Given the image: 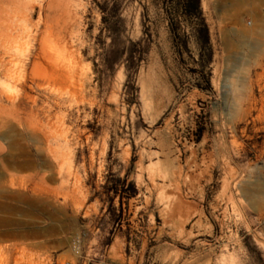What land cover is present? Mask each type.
Masks as SVG:
<instances>
[{
	"label": "rangeland",
	"instance_id": "374dc122",
	"mask_svg": "<svg viewBox=\"0 0 264 264\" xmlns=\"http://www.w3.org/2000/svg\"><path fill=\"white\" fill-rule=\"evenodd\" d=\"M68 2L57 94L27 60L44 30L0 71L27 122L18 161L0 139V264H264V0Z\"/></svg>",
	"mask_w": 264,
	"mask_h": 264
},
{
	"label": "bare ground",
	"instance_id": "6f19581e",
	"mask_svg": "<svg viewBox=\"0 0 264 264\" xmlns=\"http://www.w3.org/2000/svg\"><path fill=\"white\" fill-rule=\"evenodd\" d=\"M70 1V0H67ZM63 2V1H62ZM72 6L70 5V2L67 4H62L61 0H0V71L2 68L4 69L3 77L8 80H13V73L12 70L10 69L11 67L7 68V65L11 63V61H8L6 56L10 54V52L13 49H17L18 47L16 44L18 43V40L20 38V34L18 33V30H44L42 31V37L39 41L38 47H36V44H31L28 50V55H27V60L29 64L31 63L32 69L31 73L32 75H39L41 76L39 78V81L34 82V85L36 88L40 91L43 90H49V93H56L57 89L59 88V85L65 82V79H68L71 75L72 72V64H70V60L64 57L62 54V46L64 41L66 40L65 37L62 35V31H59V35L57 39H52L51 38V30H73L71 29V24L70 22H66L67 20L63 21V17L59 15L63 13L62 16L66 13L67 17L71 13ZM34 13L38 14V21L36 23H33L32 21V16ZM74 15V14H73ZM79 15V14H78ZM76 17V15H75ZM80 18V17H79ZM62 19V20H61ZM66 19V18H65ZM73 19V18H72ZM71 19V20H72ZM81 19V18H80ZM83 19V18H82ZM74 20V19H73ZM77 20V19H76ZM63 21V22H62ZM73 22V21H72ZM70 24V25H69ZM17 32L16 35L14 33ZM38 32V31H37ZM68 32V31H65ZM53 33V32H52ZM71 33V32H70ZM264 33V30H263ZM69 34V32H68ZM27 36V35H26ZM54 37V36H53ZM27 38V37H26ZM28 38L32 42H37V35H32L29 34ZM70 39V37H69ZM21 42V41H19ZM25 43V42H24ZM21 45V44H20ZM25 45V44H24ZM29 46V45H28ZM31 48V49H30ZM20 49V47H19ZM22 50V49H21ZM69 52V49H66ZM24 51V50H23ZM26 51V50H25ZM21 52V51H19ZM18 52V53H19ZM67 52V53H68ZM11 57V56H10ZM68 57V56H67ZM71 59V58H70ZM81 59V58H80ZM20 61V60H19ZM14 63V62H12ZM20 63V62H19ZM80 63V62H79ZM15 64V63H14ZM75 64V63H74ZM16 65V64H15ZM76 66V65H75ZM29 67V66H28ZM77 68V67H75ZM83 67L81 68L82 71ZM14 70V69H13ZM3 71V70H2ZM77 71V70H76ZM14 72V71H13ZM17 72V71H16ZM77 72L74 73V76L76 75ZM16 74V73H15ZM19 74V73H18ZM2 75V74H1ZM21 75V74H19ZM22 76V75H21ZM77 76H79L77 74ZM19 77V76H18ZM72 77V76H71ZM17 78V77H16ZM15 78V79H16ZM79 78V77H78ZM35 79V78H33ZM74 79V78H73ZM6 81V80H5ZM27 76H24L23 80H18L20 83V86L26 90L27 88L31 89V87H27ZM13 83V82H12ZM12 83L10 85H12ZM15 83V82H14ZM29 83V82H28ZM1 84V83H0ZM9 85V84H8ZM7 85V83H3L0 85V125L3 127L7 128V132L0 135V139L5 142H7L6 146L9 149V156L13 158L15 161L16 157L13 156V146L14 144L12 143L13 141V121L17 123V125L22 126V127H27V122L23 121L21 117H12L11 109L7 105H5L3 102H8L11 104L13 108H20V104L10 97V95L7 93L6 88H11ZM67 85V84H66ZM65 85V86H66ZM80 85V83H79ZM8 86V87H7ZM69 88V87H68ZM15 89V88H14ZM18 89V88H17ZM80 89V88H79ZM19 90V89H18ZM78 90V89H77ZM12 91V89H11ZM19 92V91H17ZM61 92V91H60ZM20 93V92H19ZM63 93V92H62ZM76 93V92H75ZM13 94V93H12ZM16 94V93H15ZM57 94V93H56ZM65 94V93H64ZM25 97L28 98L29 94L26 92L24 93ZM36 95V93H35ZM39 95V94H38ZM74 95V94H72ZM31 96V95H30ZM44 96V95H43ZM48 96V95H47ZM61 96V95H60ZM23 98V97H22ZM56 98V97H55ZM79 99V98H78ZM37 100V99H36ZM35 100V101H36ZM30 101V100H29ZM34 101V102H35ZM43 101V100H42ZM46 101V100H45ZM55 102V101H54ZM82 102V101H81ZM42 103V102H41ZM71 103V101H70ZM72 104V103H71ZM77 104V102H76ZM82 104V103H81ZM36 105V104H34ZM43 105V104H42ZM68 105V104H67ZM25 106V105H24ZM66 106V105H65ZM63 107V106H62ZM68 107V106H67ZM56 108V107H55ZM45 109V108H43ZM65 109V108H64ZM68 109V108H67ZM70 109V107H69ZM82 109V108H80ZM63 110V109H62ZM39 111V110H38ZM69 111V110H68ZM18 112V111H16ZM20 112L21 111L20 109ZM32 112V109H31ZM50 112V111H49ZM52 112V111H51ZM55 112V111H54ZM15 113V112H14ZM19 113V112H18ZM37 114V113H36ZM50 114V113H49ZM44 115V114H43ZM57 115V113L55 114ZM25 116V115H24ZM45 116V115H44ZM31 118V117H30ZM33 118V117H32ZM35 118V117H34ZM40 118V117H39ZM53 118V117H52ZM12 119V120H11ZM59 119V118H57ZM65 119V118H64ZM47 120V118H46ZM36 121V120H35ZM38 121V120H37ZM58 122V121H57ZM56 123V121H55ZM60 123V122H58ZM54 124V123H53ZM51 125V127L53 126ZM57 124V123H56ZM32 126V125H31ZM38 126V125H37ZM44 126V125H43ZM58 126V124H57ZM34 128L36 127L35 125L33 126ZM50 127V126H49ZM48 127V128H49ZM56 127V126H55ZM60 127V126H59ZM23 130L25 131V129ZM29 128V127H28ZM53 128V127H52ZM61 128V127H60ZM4 129V128H3ZM15 129V128H14ZM22 129V128H21ZM36 129V128H35ZM5 130V129H4ZM3 130V131H4ZM1 131V130H0ZM28 131H31L28 129ZM27 133L29 134L30 132ZM34 132V130H33ZM44 132V131H43ZM47 132V131H46ZM51 132V131H49ZM26 133V134H27ZM34 132V136H35ZM55 133V132H54ZM52 132V134H54ZM60 133V132H59ZM58 133V134H59ZM31 134V133H30ZM41 134V133H40ZM44 134V133H43ZM56 134V133H55ZM61 134V133H60ZM59 134V135H60ZM63 134V132H62ZM24 135V134H23ZM33 135V134H32ZM38 135V134H37ZM42 135V134H41ZM57 135V134H56ZM58 135V136H59ZM68 135V134H67ZM33 136V137H34ZM40 136V135H39ZM45 136V135H43ZM41 136V137H43ZM28 137V136H27ZM32 136H30L31 138ZM40 137V138H41ZM64 138L65 136L62 135ZM35 138V137H34ZM39 138V140H40ZM48 138V137H47ZM34 140V139H33ZM38 140V141H39ZM68 140V139H67ZM66 140V141H67ZM1 142V143H2ZM35 142V141H34ZM37 142V141H36ZM43 140L41 139V142L37 143H42ZM68 142V141H67ZM0 143V152L3 151V145ZM23 143V142H22ZM46 144V141H44ZM31 143H29L30 145ZM5 145V144H4ZM28 145V143H27ZM58 145V144H57ZM37 146V145H36ZM35 146V147H36ZM40 146V145H38ZM59 146V145H58ZM28 147V146H27ZM34 147V146H32ZM31 147V148H32ZM34 147V149H35ZM47 148V146L45 145ZM21 148V147H20ZM25 148V147H24ZM40 148V147H39ZM38 148V150H39ZM45 148V149H46ZM49 149V148H48ZM6 150V149H5ZM26 150V149H25ZM38 150H36L38 152ZM47 150V149H46ZM60 150V149H59ZM68 150V149H67ZM7 151V150H6ZM41 151V150H40ZM71 151V150H70ZM4 152V151H3ZM19 152V151H18ZM22 152V151H21ZM42 152V151H41ZM45 152V151H44ZM44 152L40 153L43 154ZM5 153V152H4ZM35 153V152H34ZM62 153V152H61ZM24 154V153H23ZM26 154V153H25ZM39 154V153H38ZM49 154V153H48ZM57 154V153H55ZM8 155V154H7ZM46 155V154H45ZM1 156V154H0ZM23 156V155H22ZM28 156V155H27ZM39 156V155H38ZM37 156V157H38ZM4 157V156H3ZM34 157V156H33ZM44 157V156H43ZM59 157V156H58ZM40 157H38L39 159ZM48 158V157H47ZM2 159V158H0ZM46 159V158H45ZM21 160V159H20ZM51 161V159H49ZM3 162V161H2ZM52 162V161H51ZM16 164V163H15ZM20 164V163H19ZM11 165V164H10ZM22 165V164H21ZM54 165V164H53ZM1 166V163H0ZM4 166V163L3 165ZM56 167V165H55ZM4 169V167H3ZM2 169V170H3ZM8 169V168H7ZM13 169V168H11ZM10 169V171H11ZM12 172V171H11ZM1 174V173H0ZM10 176L9 174H7ZM8 179V178H7ZM5 179V180H7ZM20 180V179H19ZM0 181H1V176H0ZM5 182V181H4ZM22 182V181H21ZM20 182V183H21ZM8 183V182H7ZM10 183V181H9ZM11 184V183H10ZM8 186V185H7ZM23 187V185H21ZM41 186V185H40ZM39 186V187H40ZM15 187V186H14ZM20 187V186H19ZM11 188V187H10ZM37 188V186L35 187ZM13 189V188H12ZM37 190V189H36ZM39 190V189H38ZM37 190V191H38ZM34 191V189H33ZM36 192V191H35ZM38 193H41L38 191ZM37 194V192H36ZM42 194V193H41ZM5 195V194H4ZM6 196V195H5Z\"/></svg>",
	"mask_w": 264,
	"mask_h": 264
},
{
	"label": "trees",
	"instance_id": "16d2710c",
	"mask_svg": "<svg viewBox=\"0 0 264 264\" xmlns=\"http://www.w3.org/2000/svg\"><path fill=\"white\" fill-rule=\"evenodd\" d=\"M115 192H116V193L118 192V188L115 189Z\"/></svg>",
	"mask_w": 264,
	"mask_h": 264
}]
</instances>
